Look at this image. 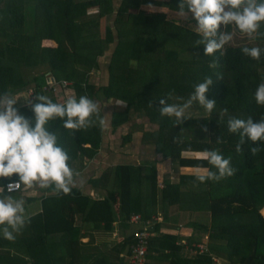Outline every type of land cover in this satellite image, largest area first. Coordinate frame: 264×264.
Instances as JSON below:
<instances>
[{"label": "trees", "instance_id": "obj_1", "mask_svg": "<svg viewBox=\"0 0 264 264\" xmlns=\"http://www.w3.org/2000/svg\"><path fill=\"white\" fill-rule=\"evenodd\" d=\"M178 3L179 0H0V93L27 92L33 103L37 102L35 95L42 94L63 103L66 99L60 101L44 88L53 81L63 89V82L68 81L77 98L87 95L95 102L121 104L111 114L112 131L138 116L158 126L153 132L143 133L155 145L158 158L137 165L117 164L89 180L94 189H105L104 196L93 197L77 187L68 194L48 188L52 194L43 198L42 212L30 217L20 231L29 253L34 242L43 245L47 236L60 235L67 253L53 258L55 264L62 258L64 264H123L120 256L128 259L135 236L124 238L105 252L83 253L76 217L91 230L108 232L113 223H129L135 214L143 221L158 217L160 202L162 209L205 208L208 224L188 225L208 236L207 251L192 253L198 250L194 245L201 242V237H190L188 256H183L185 245L178 236L162 233L159 221L152 226L147 259L163 257L167 264H264V141L254 144L245 138L242 150L237 152L239 134L227 128L230 117L247 120L251 116L254 121L264 117V105L254 99L258 84L264 81V53L256 61L241 52L245 46L264 49V38H256L255 46L226 44L214 55L206 56L203 45H194L199 35L187 30L186 36L180 35L184 33L181 18L170 16L177 13ZM230 26H222L221 30L227 31ZM235 29L240 32L236 26ZM107 51V82L97 84L95 76L103 68L100 58ZM205 77L213 79L206 98L217 101L211 112L194 102L188 110L203 111L206 116L186 115L191 118L177 126L174 117L160 116V98L169 104H182L194 91V85ZM15 106L22 114L33 117L29 107ZM93 119L91 127L78 131L64 128L58 118L49 122V130L56 133L58 143L68 152V163L75 173L101 147V109L99 117ZM141 126H131L122 134L120 145L129 143ZM253 146L260 149L255 155L249 150ZM213 149L231 158L233 175L201 183L197 174H183L177 182L165 178L162 187L158 186V169L164 159L179 167H206L218 174L204 158L182 155L183 151ZM10 180H18V176L0 178V185ZM109 181L111 187L107 188ZM184 185H194L195 192L191 189L185 193ZM4 241L7 240L0 237V245ZM42 255L39 253L32 264H39ZM220 257L225 260L214 261Z\"/></svg>", "mask_w": 264, "mask_h": 264}, {"label": "clouds", "instance_id": "obj_2", "mask_svg": "<svg viewBox=\"0 0 264 264\" xmlns=\"http://www.w3.org/2000/svg\"><path fill=\"white\" fill-rule=\"evenodd\" d=\"M177 9L176 15L181 19L196 21L195 25L189 24L200 36L194 45H203L206 56L214 55L233 39L230 32L221 30L222 26L227 28L234 24L251 39L264 38V31H260L264 26V0H179ZM241 52L259 61L264 49L245 46ZM212 84L213 79L205 77L203 82L194 85V91L182 104H169L165 98H160V116L174 117V126H177L191 118L185 113L194 102L211 112L217 101L206 98L205 94ZM170 98L171 93L168 94ZM18 99L11 90L0 93V178L18 176V180H10L6 186L0 185V232L8 241H15V233H19L28 222L25 199L14 197L11 193L26 186L53 188L68 194L75 187L73 178L79 174L70 167V156L58 143L56 133L49 130V122L58 118L66 129L86 130L95 123L93 117L98 118L100 112L98 104L87 95L78 98L69 96L63 103H56L46 95L36 94L34 99L37 102L28 100V107L33 113V117L29 118L15 106ZM254 99L258 105H264V81L258 84ZM227 111L225 108L224 112ZM100 123L103 124V120ZM227 128L229 132L239 134L237 152L242 150L245 138L254 144L264 141V117L258 121L251 116L247 120L230 117ZM204 130L207 131L206 128ZM217 142H220L219 138ZM249 150L255 155L260 149L253 146ZM203 158L218 170V174L212 171L198 174L196 179L201 183L219 181L235 173L230 164L231 158H224L215 149L205 150Z\"/></svg>", "mask_w": 264, "mask_h": 264}, {"label": "crops", "instance_id": "obj_3", "mask_svg": "<svg viewBox=\"0 0 264 264\" xmlns=\"http://www.w3.org/2000/svg\"><path fill=\"white\" fill-rule=\"evenodd\" d=\"M27 95L29 97V94ZM17 97L20 98L17 102L18 107H28V100L25 101V98L22 99L19 95ZM96 103L98 104L104 115V132L102 144L97 155L90 160H86L81 171L76 172L79 175L74 176L73 179L75 187L80 188L83 193L90 194L93 197H101L105 195V189H94L89 180L99 177L107 168H114V166H116L117 164L127 163L137 165L142 161H152L158 158L155 153V145L147 141L146 138L143 137L144 132H153L157 130L158 126L150 122L148 118H142L143 120H140V117L142 116H138L134 117L133 120L119 126L115 131H112L110 118L113 111L108 112V108L106 106V103L108 102ZM106 117L108 118L110 133H106ZM136 124L142 126L140 128H137L133 132L132 140L129 143L121 146L120 143L116 141L118 136L114 135L119 134L120 136L127 132L131 126H135ZM111 142L115 143V146H117V148H115V146L113 145L109 146ZM116 142H118L119 144H117ZM204 152L205 151H183L182 155L188 158H203ZM207 172L208 168L206 167H179L170 159H164L161 160L158 169V183H161L165 178H170L171 180L177 182L180 176L183 174L198 175L206 174ZM109 187H111V181H109V183L107 184V188ZM183 189L185 193L189 192V190L191 189H193V192H195L196 187L194 185H184ZM51 194L52 192H49L48 189H40L38 187L28 188L26 186H24V188H22L20 192L11 193V195L14 197H23L25 199V216L28 219L42 212V200L45 196ZM32 205L36 206V208L30 211L29 208H31ZM158 212L160 213L159 215L161 216V220L163 217H166L161 221V232L176 235L180 238V243L185 245L184 250L181 252L183 256L187 255L186 250L188 239L190 237L198 236V231L190 227L188 223L201 222L208 224L210 220L207 219V222H203V220L199 219L197 220L196 214L189 215L188 212L181 211L178 206H166L162 209V204L160 202ZM76 224L77 226L81 227L78 234L81 251L83 253L88 252L91 254H98L99 252L101 253L108 251L112 246H114L119 241H122L124 238L128 236H135L136 230L138 228L137 225L131 224L130 222L122 224L116 221L115 223H113L112 229L108 232L94 231L91 230V228L87 225L82 224L80 221V217H76ZM189 230L192 231L191 234L187 233ZM20 234L21 232L15 233V241L7 240L4 241L2 245H0V264H32L39 253L43 254L40 257L41 259L39 260L40 262H38L39 264H55V260L53 258H57L58 256L64 257L67 253V245H65L64 238L60 235L47 236L45 244L43 245H39L38 243L34 242L32 244L33 247L30 248L29 253L28 248L24 243H22V240L20 239ZM113 235H115V239L112 238ZM0 237H3L2 232H0ZM120 257L123 259V264H127V259L123 255H121ZM147 261L148 264H167L166 260L163 257H158L156 259H147ZM64 262L65 261L63 260V258L61 262L56 259V264H64Z\"/></svg>", "mask_w": 264, "mask_h": 264}, {"label": "rangeland", "instance_id": "obj_4", "mask_svg": "<svg viewBox=\"0 0 264 264\" xmlns=\"http://www.w3.org/2000/svg\"><path fill=\"white\" fill-rule=\"evenodd\" d=\"M117 1V0H116ZM171 17H178L180 18L178 15L176 14H173L171 13L170 14ZM180 23H182V25L184 26V33L180 34V32L176 31L177 34H180L181 36L182 35H185L186 36V33L185 31L187 30V33H190L192 35V33H195L197 34L192 27H189V24L191 25H195L196 24V21L193 20V19H189V20H184V19H180ZM227 32H230L233 36V39L228 43V45H233V46H237V45H243V44H250V45H253L255 46V39H251L248 37L247 34L245 33H242V32H238L236 29H235V25H231L230 28L227 30ZM198 35V34H197ZM110 51H107L105 56L104 57H101L100 58V62H101V66L103 67L102 69H100V72L97 74V76H95V79L94 81L97 83V84H105L107 82V75H106V64H107V55L109 54ZM50 83L52 84L53 81H50ZM48 90H50V87H48ZM27 92H17L15 93L14 95L15 96H20L22 99L25 98V101L27 100H30V98L28 97V93L26 94ZM49 95H54L55 97H58V99L60 101H63L65 99H67L69 96H75V93H74V90L72 88L69 87V85L65 86L63 89H61L59 86H55V89L49 91L48 93ZM27 98V99H26ZM20 99V98H19ZM121 104L120 103H117V102H114V101H108V103H106V106L108 108V112L109 111H116V110H119L121 108L120 106ZM185 115H192L194 117H202V116H206V113L203 112V111H195V110H187ZM147 119V118H144V116L140 117V120H143V119ZM106 133H110V127L108 126V118L106 117ZM118 134V133H117ZM114 136H118L116 141H118L119 143L121 142V135L119 136L118 135H114ZM113 136V137H114ZM115 139V138H114ZM118 142H116L117 144H119ZM115 146L116 144L111 142L109 144V146ZM123 146V145H122ZM115 148H117V146H115ZM159 186V185H158ZM160 187V186H159ZM34 208H36V206L32 205L30 209V211H32ZM188 214L190 215H197L196 219L198 220H203V222H207V219H209L208 217V213L205 211V208H201L199 210L197 209H187ZM157 218H160L158 219V221H162L161 220V216L159 215ZM187 233H192L191 230H189ZM195 233V232H194ZM198 236L201 237V244H204L206 247H207V244H208V236L207 235H202L200 234L199 232H197ZM194 235V234H193ZM112 238H116L115 235L112 236ZM188 252L190 253V250H188ZM225 258H216L215 260L218 261V262H222L224 260H222Z\"/></svg>", "mask_w": 264, "mask_h": 264}, {"label": "built area", "instance_id": "obj_5", "mask_svg": "<svg viewBox=\"0 0 264 264\" xmlns=\"http://www.w3.org/2000/svg\"><path fill=\"white\" fill-rule=\"evenodd\" d=\"M70 82H63V87L66 85L68 86ZM55 86H58V84L55 83H49V86L45 87L44 89L46 91H51L55 89ZM48 87H50V90H48ZM33 90H30V95H33ZM10 181L6 182L4 186H6ZM159 186L162 187V183H159ZM21 189V188H20ZM18 192V191H16ZM13 192V193H16ZM157 217H153L151 220L143 221L141 216L138 214L132 215L129 219V222L131 224L139 226L138 230H136L135 233V242L131 246L130 249V255L127 259V264H146L147 263V253H148V246H149V240L151 237V231L152 226L154 222H159ZM194 247H196L198 250H192V253H203L207 251V247L204 244H195ZM216 262V260H214Z\"/></svg>", "mask_w": 264, "mask_h": 264}]
</instances>
